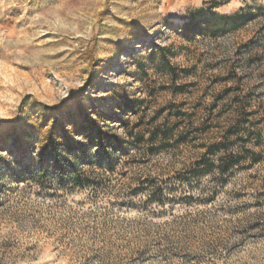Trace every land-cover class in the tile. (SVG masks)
<instances>
[{
    "label": "rangeland",
    "instance_id": "1",
    "mask_svg": "<svg viewBox=\"0 0 264 264\" xmlns=\"http://www.w3.org/2000/svg\"><path fill=\"white\" fill-rule=\"evenodd\" d=\"M97 113L116 155L61 185L39 149ZM0 264H264V0H0Z\"/></svg>",
    "mask_w": 264,
    "mask_h": 264
},
{
    "label": "trees",
    "instance_id": "2",
    "mask_svg": "<svg viewBox=\"0 0 264 264\" xmlns=\"http://www.w3.org/2000/svg\"><path fill=\"white\" fill-rule=\"evenodd\" d=\"M56 116L59 113L56 112ZM107 121L106 116L97 113L94 118L81 117L74 129H68L60 127L55 119L38 153L43 164H50L40 168H44L47 175H54L61 185L83 186L84 181L79 175L83 167L78 166H101L103 160L110 162L118 150L121 138L105 126ZM77 136L84 140L77 141ZM224 168L227 166H222V170Z\"/></svg>",
    "mask_w": 264,
    "mask_h": 264
}]
</instances>
